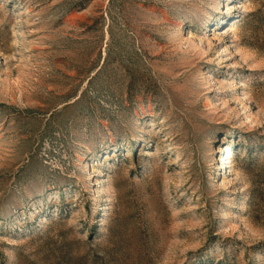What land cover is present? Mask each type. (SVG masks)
<instances>
[{"label":"rangeland","instance_id":"rangeland-1","mask_svg":"<svg viewBox=\"0 0 264 264\" xmlns=\"http://www.w3.org/2000/svg\"><path fill=\"white\" fill-rule=\"evenodd\" d=\"M0 264H264V0H0Z\"/></svg>","mask_w":264,"mask_h":264}]
</instances>
